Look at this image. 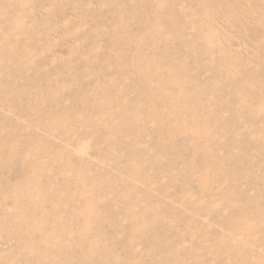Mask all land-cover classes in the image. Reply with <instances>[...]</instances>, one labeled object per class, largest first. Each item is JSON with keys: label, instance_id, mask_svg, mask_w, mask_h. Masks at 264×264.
<instances>
[{"label": "rangeland", "instance_id": "obj_1", "mask_svg": "<svg viewBox=\"0 0 264 264\" xmlns=\"http://www.w3.org/2000/svg\"><path fill=\"white\" fill-rule=\"evenodd\" d=\"M0 264H264V0H0Z\"/></svg>", "mask_w": 264, "mask_h": 264}]
</instances>
